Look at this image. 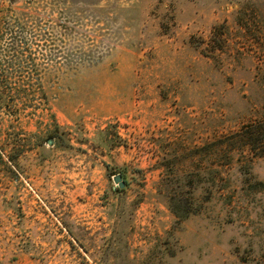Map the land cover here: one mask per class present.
<instances>
[{
	"label": "rangeland",
	"instance_id": "obj_1",
	"mask_svg": "<svg viewBox=\"0 0 264 264\" xmlns=\"http://www.w3.org/2000/svg\"><path fill=\"white\" fill-rule=\"evenodd\" d=\"M0 264H264V0H0Z\"/></svg>",
	"mask_w": 264,
	"mask_h": 264
},
{
	"label": "water",
	"instance_id": "obj_2",
	"mask_svg": "<svg viewBox=\"0 0 264 264\" xmlns=\"http://www.w3.org/2000/svg\"><path fill=\"white\" fill-rule=\"evenodd\" d=\"M114 181L119 182L120 186H123V182L121 181V177L119 175L114 176Z\"/></svg>",
	"mask_w": 264,
	"mask_h": 264
},
{
	"label": "trees",
	"instance_id": "obj_3",
	"mask_svg": "<svg viewBox=\"0 0 264 264\" xmlns=\"http://www.w3.org/2000/svg\"><path fill=\"white\" fill-rule=\"evenodd\" d=\"M251 139V138H250ZM250 143V142H249ZM177 215V214H176Z\"/></svg>",
	"mask_w": 264,
	"mask_h": 264
}]
</instances>
